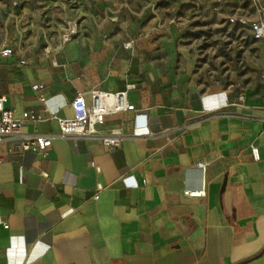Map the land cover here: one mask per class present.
<instances>
[{
	"label": "crops",
	"instance_id": "obj_1",
	"mask_svg": "<svg viewBox=\"0 0 264 264\" xmlns=\"http://www.w3.org/2000/svg\"><path fill=\"white\" fill-rule=\"evenodd\" d=\"M43 8L24 4L4 38L14 49L0 55L5 106L71 117L77 92L90 103L92 89L134 85L135 109L106 115L93 136H55L45 157L0 142V264H264V81L192 86L125 3L71 13L78 32L66 43L39 21ZM35 126L59 132L48 119L22 129ZM113 129L124 139L111 148L99 136Z\"/></svg>",
	"mask_w": 264,
	"mask_h": 264
},
{
	"label": "rangeland",
	"instance_id": "obj_2",
	"mask_svg": "<svg viewBox=\"0 0 264 264\" xmlns=\"http://www.w3.org/2000/svg\"><path fill=\"white\" fill-rule=\"evenodd\" d=\"M106 3L112 7L122 3L131 6L132 12L125 15L143 23L146 28L142 31L152 39L151 46L158 51V58H171L175 68H184L192 86L231 87L243 92L263 83L264 44L251 39L248 24L229 21L231 16L255 15L251 0H106ZM24 4H30L31 11L46 5L39 21L54 27L52 33L61 37L69 20L74 19L69 15L88 9L92 0H0V44L5 37L12 36L16 16ZM261 5L264 6V1ZM58 25L60 28L55 29Z\"/></svg>",
	"mask_w": 264,
	"mask_h": 264
},
{
	"label": "built area",
	"instance_id": "obj_3",
	"mask_svg": "<svg viewBox=\"0 0 264 264\" xmlns=\"http://www.w3.org/2000/svg\"><path fill=\"white\" fill-rule=\"evenodd\" d=\"M256 8L253 16H231L230 22H240L248 24L250 36L253 41L264 43V15L262 14L264 7L261 5L264 0H251ZM78 32L77 26L68 24L67 28L60 37L62 43H66L72 39ZM14 53L13 47L9 46L5 40L0 44V55L2 57H9ZM24 62V61H22ZM42 85L39 83L33 84V88L37 89ZM134 85H128L125 90L109 93L99 89H92L90 91V103L83 92H77L70 107L72 109L71 117H60L56 113H50L47 118L40 114L24 112L20 117L14 115L11 108L5 106L7 97L0 94V142L4 138L14 139L15 142L9 148L10 152L23 153L27 151H34L40 153L42 156L49 154V148L52 139L55 136L63 138H80L90 137L95 135L97 125L104 121L106 115L114 114L120 111L134 110L135 106L128 102L127 90ZM43 100V97H41ZM44 119L56 120L59 126L58 134L42 133L37 126L31 132H24L22 127L26 122L37 123ZM101 141L109 147H117L121 145L124 135L119 129H113L110 133L99 136ZM253 159H258V148L252 146ZM202 171L205 169V163L199 162L197 165ZM99 171V167L96 166ZM43 175H47L43 173ZM102 189L101 185L97 187L95 198L98 197V192ZM185 194L191 196H203L205 190L202 187L198 190H186Z\"/></svg>",
	"mask_w": 264,
	"mask_h": 264
},
{
	"label": "water",
	"instance_id": "obj_4",
	"mask_svg": "<svg viewBox=\"0 0 264 264\" xmlns=\"http://www.w3.org/2000/svg\"><path fill=\"white\" fill-rule=\"evenodd\" d=\"M226 181H227V179H226V175H225L222 186H221V191H223L225 189Z\"/></svg>",
	"mask_w": 264,
	"mask_h": 264
},
{
	"label": "trees",
	"instance_id": "obj_5",
	"mask_svg": "<svg viewBox=\"0 0 264 264\" xmlns=\"http://www.w3.org/2000/svg\"><path fill=\"white\" fill-rule=\"evenodd\" d=\"M252 39V38H251ZM253 40V39H252Z\"/></svg>",
	"mask_w": 264,
	"mask_h": 264
}]
</instances>
